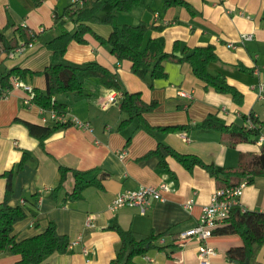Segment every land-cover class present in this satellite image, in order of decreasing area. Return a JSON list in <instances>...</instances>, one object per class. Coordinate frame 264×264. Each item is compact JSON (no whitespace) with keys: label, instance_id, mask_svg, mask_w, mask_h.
Listing matches in <instances>:
<instances>
[{"label":"crops","instance_id":"obj_1","mask_svg":"<svg viewBox=\"0 0 264 264\" xmlns=\"http://www.w3.org/2000/svg\"><path fill=\"white\" fill-rule=\"evenodd\" d=\"M188 1L194 13L178 6L164 11L162 0H142L130 12H119L117 19L120 24H136L141 20L165 24L161 29L146 32L143 48L148 45L152 50L160 47L167 51L175 40L189 46L214 43L219 59L210 67L224 73L228 81L243 93L241 102H236L230 94L205 88L188 63L165 61L167 77L152 79L148 75L141 78L132 71L130 62L118 61L93 35L87 36L86 43L73 41L70 44L65 54L67 62L99 61L116 72L122 87L116 90L91 82V97L72 93L56 97L65 104L69 114L90 121L94 127L92 131L75 125L62 126L52 132L42 145L17 119L54 125L53 120L44 118L49 116L42 107L36 103L25 105V92L17 88L7 98L0 99V202L6 190L11 188L14 191L12 203L23 201L31 206L29 216L15 226L18 238L43 232L51 220L70 240L80 234L83 236L72 249L47 255L41 264H109L120 246L118 233L110 228L115 223L143 233L170 230L145 254L137 257L141 264H200L197 255L199 240L195 237L181 240L178 235L182 230L195 226L201 208L211 202L217 189L214 177L201 166L189 170L171 156L168 157V168L157 166L155 157L139 158L163 142L180 152L197 154L206 162L222 168L236 165L241 151H259L262 145L240 142L231 146L217 130L189 128L166 132L138 119L117 130L124 117L119 108L122 97L104 107L107 95L128 90L141 91L147 101H159L158 107L146 114L152 125L193 124L211 114L226 123H245L243 114L250 112L264 117V100L252 87L258 82L264 83V0ZM70 5L71 0H41L39 5L32 0H0V27L8 38H22L23 24L32 32H46L54 16L62 14ZM62 22L65 30L76 28V23L66 16ZM89 24L103 37H108L113 30L112 24ZM244 33H252L253 38L240 43ZM38 37L32 46L13 57L2 51L0 73L15 65L33 70H42L48 65L52 61V53ZM228 42H236L238 46L228 47ZM240 66L245 69H240ZM30 83L45 89L43 74L35 75ZM24 152L30 157L18 170ZM60 165L82 169L100 166L104 174L103 187L85 189L83 197L78 200L63 201V192L58 197H50L44 188L56 186ZM7 171L9 173L3 175ZM161 181H167L172 190L165 192V200L154 198L145 212L139 206L109 208V203L119 192L141 185H158ZM73 186L74 179L67 190H72ZM40 191H44L43 196H33ZM190 198L195 199L192 209L184 206ZM240 199L245 209L264 211V174L247 183ZM88 217H91L89 223ZM209 242L216 247L210 264H243L226 254L231 247L242 244L238 236L213 235ZM84 245L91 248L89 255L82 253ZM16 260L17 255L11 251L0 252V264H15ZM260 260L264 264V247Z\"/></svg>","mask_w":264,"mask_h":264},{"label":"trees","instance_id":"obj_2","mask_svg":"<svg viewBox=\"0 0 264 264\" xmlns=\"http://www.w3.org/2000/svg\"><path fill=\"white\" fill-rule=\"evenodd\" d=\"M32 1L37 5L41 3V0ZM141 3L142 0H89L75 10L71 3L62 14H56L54 20H62L66 16L76 23V28L73 31L63 30L48 40L45 45L51 51L52 57L57 60L65 56L73 41L86 43L88 41L87 36L93 35L101 44L110 47V52L118 61L130 62L132 71L141 78L148 75L152 79L167 77L165 61L188 63L205 88H214L220 93L230 94L236 102L242 101L243 93L228 81L225 74L211 70V63L219 59L214 43L189 46L180 40H175L172 48L167 51L160 47L152 50L148 45L143 48L146 32L150 29H161L165 24L148 23L144 20L136 24H120L117 19L119 12H130ZM162 3V10L164 11L178 6L185 7L192 13L195 12L188 0H162ZM89 23L112 24L113 30L108 37H103L94 32ZM21 27L25 30L20 39L16 36L8 38L0 27V50L9 53L15 51L22 44L34 43L39 32H32L26 24ZM18 29L20 27H17ZM176 52H180L181 55H177ZM247 68L252 70V68ZM240 69L245 68L240 66ZM38 74L44 75L46 85L45 89L35 87L36 95L32 101L46 109L55 108L61 111L62 108H65V104L56 99L58 95L63 93L91 97L92 91L87 87V84L91 82L116 90L122 87L116 72L99 61L88 60L81 63L51 61L42 70H33L20 65L5 69L0 73V97L7 94L8 89L13 88L12 79L14 77L20 76L31 82L33 77ZM52 97L55 98L54 101H52ZM121 97L119 108L124 117L119 122L117 130L126 128L135 119L152 128L166 132L189 128H206L219 131L223 138L229 140L228 143L231 146L240 142L256 143L261 132H264V117L261 118L254 112L243 114L246 121L251 122L252 126L247 125L246 122L226 123L215 114L193 124L152 125L147 121L146 114L158 107V100H145L141 91L124 90ZM17 119L28 127L30 134L38 138L42 145H44L45 139L56 129L72 125L69 122H56L52 126H45ZM170 156L189 170L196 166L205 168L214 177L217 188L233 186L244 179L250 183L255 176L264 174V143L259 151H241L236 165L222 168L206 162L197 154L180 152L163 142H159L155 148L147 151L139 159L155 157L157 166L168 168V157ZM28 157L30 156L27 155V152H24L17 166L18 170L23 167ZM59 172L58 183L49 190L50 197L53 195L58 197L64 191L63 201L78 200L83 197L85 189L103 187L104 174L101 173L100 166L82 169L60 165ZM8 173L9 171L4 172L3 175ZM70 176L74 179V186L72 190H67L66 184ZM13 193L14 191L8 188L3 201L0 202V252L11 251L17 255L15 264H41L47 255L54 252H67L70 239L58 230L57 224L53 220L49 222L43 232L18 238L15 226L29 216L31 206L25 204L26 202L24 204L12 203ZM37 194L43 196L44 191L36 192L33 196L36 197ZM32 202L34 203V201ZM110 228L118 233L120 246L116 256L111 259L109 264H141L137 257L145 254L157 239L168 235L170 232L168 229L160 233H143L132 228H124L117 223ZM213 234L236 235L241 239L242 244L240 246L228 249L226 252L228 258L237 259L243 264H262L260 253L264 247V211L242 209L240 205H235L228 217L224 219L223 224L213 229Z\"/></svg>","mask_w":264,"mask_h":264},{"label":"built area","instance_id":"obj_3","mask_svg":"<svg viewBox=\"0 0 264 264\" xmlns=\"http://www.w3.org/2000/svg\"><path fill=\"white\" fill-rule=\"evenodd\" d=\"M89 0H71V3L75 9L80 8ZM253 38L252 33H244L241 35L239 42L245 43L247 40ZM33 43H29L28 45L22 44L15 51L7 53L8 56L13 57L16 53H20L25 51L28 47L32 46ZM228 47H236L238 46L236 42H228ZM3 50H0V53ZM13 88L7 90V94H5L2 98H7L13 89H21L25 92V96L23 99L24 104L30 105L33 103L32 99L36 95L35 86L30 82L24 80L20 76H16L12 79ZM257 90L258 96L264 100V83L258 82L252 86ZM187 95V92H182ZM122 96L121 93H111L106 96L104 107H107L111 103H116L118 99ZM55 98L52 97V101ZM42 110L47 113L49 117H44L45 119H51L53 122H61V123H71L80 128H85L89 130H93L91 122L88 120H83L77 115L69 114L66 108H62L61 111L51 108L46 109L42 107ZM246 124L251 125V122L246 121ZM261 145L264 143V132H261L259 138L257 140ZM247 180H242L239 184L228 186L224 188H217L212 195L211 202L209 204L204 205L201 208V213L199 215L198 222L195 226L182 230L178 238L181 240L188 239L190 237H195L199 240L198 245V258L200 264H210V259L213 255L216 254V247L209 242V239L214 235L213 229L221 224L225 218L228 217L232 208L235 205H240L242 209H245L241 202V195L243 193L244 187L247 185ZM50 189V188H49ZM171 185L167 181H161L158 185H141L138 188H130L119 192L109 203V208L111 210L119 209L123 206H139L142 212H145L146 209L151 205L154 198L159 200H165V192L171 191ZM195 204V199L190 198L184 206L186 208L192 209ZM91 217H88V223L90 222ZM82 234H80L76 239L70 241L69 249H72L75 244L80 242L82 238ZM164 240V239H162ZM91 248L87 245L82 247V253L85 255H89L91 252Z\"/></svg>","mask_w":264,"mask_h":264},{"label":"rangeland","instance_id":"obj_4","mask_svg":"<svg viewBox=\"0 0 264 264\" xmlns=\"http://www.w3.org/2000/svg\"><path fill=\"white\" fill-rule=\"evenodd\" d=\"M66 29V27L64 26V22H62V20H58V21H54V19L52 20V23L48 26V28H47V30H46V32L44 33V32H42V31H40L39 32V36L40 37H38L39 38V40H40V42L42 43V45L43 46H45L46 47V45H45V43L49 40V39H51V38H53L55 35H58V34H60L63 30H65ZM105 47L108 49V50H110L109 48V46L108 45H105ZM47 48V47H46ZM52 61H65V62H67L68 60L65 58V56L64 57H61L60 59H54L53 57H52ZM212 71H214L213 69H211ZM87 87L90 89V85H89V83L87 84ZM64 94H69V93H64ZM71 183H73V177H71V178H69L68 179V182H67V187H66V189H69L70 188V184ZM45 190H47V191H49L50 189H49V187H46V188H44ZM64 192V191H63ZM42 199V197H40V200ZM39 200V201H40ZM24 202L22 201V203L21 204H23ZM74 240V239H73ZM70 241H72V240H70Z\"/></svg>","mask_w":264,"mask_h":264},{"label":"water","instance_id":"obj_5","mask_svg":"<svg viewBox=\"0 0 264 264\" xmlns=\"http://www.w3.org/2000/svg\"><path fill=\"white\" fill-rule=\"evenodd\" d=\"M176 54H177V55H181V53H180V52H176Z\"/></svg>","mask_w":264,"mask_h":264}]
</instances>
